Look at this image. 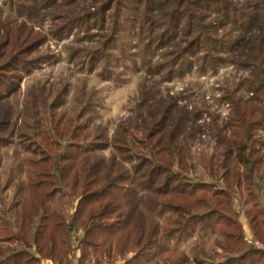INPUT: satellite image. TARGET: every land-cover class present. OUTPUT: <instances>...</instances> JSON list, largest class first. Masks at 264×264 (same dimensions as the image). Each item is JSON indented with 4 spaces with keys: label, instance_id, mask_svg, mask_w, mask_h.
I'll use <instances>...</instances> for the list:
<instances>
[{
    "label": "trees",
    "instance_id": "trees-1",
    "mask_svg": "<svg viewBox=\"0 0 264 264\" xmlns=\"http://www.w3.org/2000/svg\"><path fill=\"white\" fill-rule=\"evenodd\" d=\"M254 1L23 0L17 11L32 15L45 9L59 20L52 35H68L74 27L88 36L77 37L79 44L91 38V28L107 30L88 49L90 55H79L97 65L104 78L118 76L115 67L128 66L125 56L133 60L134 44L148 68L151 55L171 54L159 65L169 77L191 70L193 55L209 65L225 60L255 30L254 52L245 63L259 59L252 86L259 95L264 90V24L259 25ZM40 30L25 19H0V107L45 43ZM78 51L71 46L73 55ZM87 95L66 110L63 94L44 105L42 94H32L21 123L11 121L7 107L0 114V149L14 146L22 155L19 175L26 173L25 182L17 176L12 198L18 206L16 223L12 202L0 208V264H42L43 259L71 264L75 234L80 236L79 264H102L105 254L111 263L120 258L117 264H264V138L259 131L264 110L259 98L235 102L232 129L215 132L216 146L200 159L204 175L197 179L190 177L182 117L168 124V107L154 112L153 97L142 94L147 118L123 119L111 142L106 130L89 124L91 117L84 122L98 97L94 89ZM37 102L45 108L46 121L31 116ZM133 123L142 140L131 134ZM107 149L109 154H103ZM241 215L259 245L245 239ZM188 238L187 249L180 250L177 243Z\"/></svg>",
    "mask_w": 264,
    "mask_h": 264
},
{
    "label": "rangeland",
    "instance_id": "rangeland-1",
    "mask_svg": "<svg viewBox=\"0 0 264 264\" xmlns=\"http://www.w3.org/2000/svg\"><path fill=\"white\" fill-rule=\"evenodd\" d=\"M21 1L23 2V0ZM21 1L0 0V8L3 10L0 19H25L36 28H41L42 35H45V43L37 48V51L33 53L34 55H31L32 60L36 59L32 61L28 71H22L18 74L20 77L17 81V87L5 100L7 103L0 107V114L4 112L5 107L9 108L13 122L16 119L18 123H21V116H23L21 111L24 110L23 106L27 108L28 99L32 94H42L43 105L51 104L59 94H63L66 102L61 108L69 110L78 104L79 97L82 100L85 99L86 96L88 97L89 90L94 89L98 95L93 109L94 113L85 117L84 122L91 117L92 120L89 124L92 122L93 125H98L106 130L109 140L113 142V138L117 135L116 126L123 119L135 117L138 114H143L147 118L149 109L141 100V96L142 94L150 95L153 97L154 112L159 111L160 107L164 105L165 109L168 107V124L175 123V120L181 117L184 119L186 125L184 135L188 136L187 148L191 155L189 163L192 173L190 177L198 179L204 175L200 159L203 155L212 154L216 146L217 134L215 132H218V128L232 129L230 121L235 118V102L245 103L259 98L260 103L258 104L261 110H264V90L259 95L252 90L257 71L255 65L259 59L252 58L249 65L245 63L249 55L251 53L253 55L254 52L255 43L252 45V33L255 30L246 35L245 42L238 45L235 54L224 57L225 60L209 65L202 62L199 54L193 55L190 56V59L193 60L191 70L181 75L176 74L169 77L159 65L167 55L171 57V54L166 53L167 55H163L164 58L159 51L157 54L151 55V63L148 68V66L143 65V59H140L142 49L138 44H134L132 53H130L133 60L125 56L128 66L125 67L121 64L115 67L118 76L113 73L109 78H104L100 75L101 69L97 65L91 64L89 60H82L79 55H90L88 49L97 46L99 40L103 38L101 34L106 33L107 30L91 28L90 34L93 33L90 35L91 38L89 40L84 39L85 42L80 44L76 38L88 36L77 31V28L74 27L70 34L54 37L51 27L53 23H57L59 20L53 18L51 14H46L48 12L45 9L32 15H27L25 12L19 13L17 11L18 3ZM254 3L257 6L256 11L262 17L259 25L264 24V0H255ZM53 8L55 6L49 9L53 10ZM136 30H139V25L136 26ZM136 30L132 35L135 43ZM219 33L222 34L221 28H219ZM71 46L79 50L76 55L71 52ZM164 49L170 50L169 44H166ZM35 63L37 64L35 65ZM34 110L31 111L32 118L46 121L47 114L45 108L43 111L40 103L36 105ZM185 117L189 118L190 121ZM30 121L32 120L29 119ZM133 127L134 123L130 127L131 134L137 140H142V133ZM46 129L48 130V126ZM259 131L264 138V123ZM227 132L231 133V131ZM222 134H224L223 131ZM16 151L11 145L0 149V199L2 200L0 208L5 203L10 206L18 188L19 179L17 176H21L23 182L26 180L25 172L19 175V159L22 155ZM103 154L108 155L109 150L103 151ZM63 200L71 212L72 208H70V204L68 205L69 199L66 195L63 196ZM260 200L264 204V193H261ZM11 204L13 207L11 218L13 223H16L18 206L13 202ZM242 222L246 223V220L244 219ZM79 238L80 236L75 234L70 243L72 251L74 250L71 251V260H77V264H79ZM189 241H191L190 238L179 241L180 243H177L179 249H187ZM171 243L176 244L175 241ZM208 246L209 248L212 246V241L208 242ZM103 260V262L108 261L107 254L104 255Z\"/></svg>",
    "mask_w": 264,
    "mask_h": 264
},
{
    "label": "crops",
    "instance_id": "crops-1",
    "mask_svg": "<svg viewBox=\"0 0 264 264\" xmlns=\"http://www.w3.org/2000/svg\"><path fill=\"white\" fill-rule=\"evenodd\" d=\"M243 217V218H242ZM246 220V223H243L242 221L243 220ZM241 223H242V226H243V231H244V234H245V239L247 238V237H252L253 235H252V231H251V228H250V226H249V224H248V221H247V219L245 218V216L244 215H241ZM35 256H39L38 254H36ZM79 256V255H78ZM44 260H48V259H43L42 261H44ZM71 261V264H77V260H70ZM53 264H59V263H57V262H53V261H51ZM121 262V259L119 258L117 261H115L114 263H111V262H109V260L108 261H105V262H103L102 264H117V263H120Z\"/></svg>",
    "mask_w": 264,
    "mask_h": 264
},
{
    "label": "built area",
    "instance_id": "built-area-1",
    "mask_svg": "<svg viewBox=\"0 0 264 264\" xmlns=\"http://www.w3.org/2000/svg\"><path fill=\"white\" fill-rule=\"evenodd\" d=\"M246 240L249 242H254L255 244L259 245V243L257 241L252 240V237H247ZM42 264H53V263L51 262V260H44L42 262Z\"/></svg>",
    "mask_w": 264,
    "mask_h": 264
}]
</instances>
